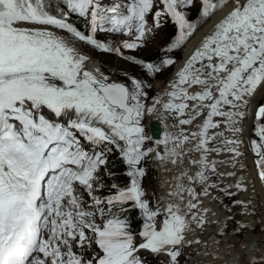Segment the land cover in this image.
Masks as SVG:
<instances>
[{
  "label": "snow or ice",
  "instance_id": "6c2138e0",
  "mask_svg": "<svg viewBox=\"0 0 264 264\" xmlns=\"http://www.w3.org/2000/svg\"><path fill=\"white\" fill-rule=\"evenodd\" d=\"M169 25L155 58L136 55ZM154 169L172 174L164 195L145 186ZM257 183L264 0H0V264H212L264 220Z\"/></svg>",
  "mask_w": 264,
  "mask_h": 264
},
{
  "label": "rangeland",
  "instance_id": "374dc122",
  "mask_svg": "<svg viewBox=\"0 0 264 264\" xmlns=\"http://www.w3.org/2000/svg\"><path fill=\"white\" fill-rule=\"evenodd\" d=\"M195 15H196V12H195V10H193V16H195ZM167 27L169 29L165 28L164 30H162L157 35L156 40L149 47L143 49L140 52H137L136 55L142 56L145 58H149V59L155 58L158 55L159 47L162 45H165L169 41V38L171 36L170 34H172V32H173V29L171 28L170 25ZM100 39H106V37L101 35ZM180 52L177 51L175 53L177 60L180 58ZM91 55L94 57V59H96L98 61V63L103 61L106 64L111 65V66L127 67L126 62H124L123 60H120L119 58H117L114 55L101 54V53H96L94 51L91 52ZM133 70L138 71L137 69H133ZM170 71H172V69H169V72ZM169 72L166 73L165 76L158 77L156 81H153L154 87H153L150 95L156 93V91L159 89V87L163 85V84H160L156 87L157 83L158 84L161 83V81H163L166 78V76L171 74ZM156 88H158V89H156ZM145 122L148 123L146 117L144 118L143 123H145ZM146 131H148L147 127H145V134L147 135ZM248 135H251V132H249ZM148 143L150 145H152L151 141H149ZM249 154H250L251 164H249L248 161H246V163L248 164L249 169L253 170V174H254V165H253V161H252L253 157H252V154L250 152H249ZM145 186L148 188L150 193L152 191H154L157 195H159L158 194L159 193L158 192V189H159L158 173L155 169L150 172L148 178L145 180ZM258 186H259V183H257L256 187H258ZM259 190H261V188L260 189L257 188V191L259 192V194L261 196V192ZM225 203H228V201L226 200ZM239 218L240 217H237V219H239ZM248 219L251 221V224L249 225V228L245 230L244 234H242L240 236L228 235L224 238L223 241H221V244H219V246L217 248V256L220 258L215 259L216 262H215V260H213L212 263L215 262V264H220V259L222 258V256L220 255L221 253H225V255L227 254L226 256H228V255L232 254L233 252H235L236 255L238 256V254L242 251L244 253H247L246 251H248L249 248L251 250H253L249 244L244 245L243 243H240V241L242 242V240H245V237L248 233H251V234L257 236V240L260 242V244L261 245L264 244V220L261 219L260 215L251 216ZM253 225L255 226L254 230L252 229ZM229 245H235V247H229ZM242 245H244L245 247L242 248L241 247ZM221 246H224L225 248L223 249L222 252L219 253ZM256 250H254V251H256ZM262 250H263V247H262ZM257 256H258V254H257ZM261 256H264V254H262ZM235 261H237V260H235ZM234 262L231 264H234ZM228 264H230V263H228ZM235 264H236V262H235Z\"/></svg>",
  "mask_w": 264,
  "mask_h": 264
},
{
  "label": "bare ground",
  "instance_id": "6f19581e",
  "mask_svg": "<svg viewBox=\"0 0 264 264\" xmlns=\"http://www.w3.org/2000/svg\"><path fill=\"white\" fill-rule=\"evenodd\" d=\"M211 27V23H209V24H206L204 27H202L201 29H200V31L195 35V37L187 44V46H186V48L185 49H183V50H181V52H180V58L178 59V61H181L183 58H184V56L186 55V53H188V52H190L193 48H194V46L197 44V42L200 40V38H201V36H203V34L205 33V32H207L208 30H209V28ZM91 66V65H90ZM180 65H179V63L174 67V68H172V71H170V73H172V72H174L175 71V68H178ZM160 84H162V83H157L156 84V87L158 86V85H160ZM163 86L164 85H162V86H160L159 87V89L160 88H163ZM156 89H158V88H156ZM155 115L156 114H153V115H146L145 117L147 118V121H148V123L147 124H149L148 125V133H149V136L150 137H155L156 136V134L157 133H159L160 135H162L163 134V130H162V126L159 124V122H157L156 120H155ZM152 142H153V145H154V139H152ZM186 167H187V165H185ZM156 171H157V173H158V182H159V189H158V194L159 195H164V194H166V192H167V188H168V185L165 183V181L172 175L170 172H163V171H160L159 169H155ZM162 185H163V187H162ZM258 188V187H257ZM258 189H260V188H258ZM260 191V190H259ZM209 231H213V232H215V231H217V229L216 228H210L209 229ZM252 240H256V241H258L257 240V236H255V235H253V234H251V233H248L247 235H246V237H245V240H242V242L240 241V243H243L244 245H246V244H250V242L252 241ZM209 244H210V248L211 247H213L212 245H211V242H209ZM220 244H221V242H220ZM259 248L256 250V251H254V250H251L250 248L248 249V251H246L247 253V255H249V256H257V254H258V257L259 256H261L262 254H264V244H260V242H259ZM262 247H263V250H262ZM225 247L224 246H221V248H220V251H219V253L220 252H222L223 251V249H224ZM262 250V251H261ZM237 252V251H236ZM256 252V253H255ZM229 254V253H228ZM221 256H222V258L220 259V264H228V263H233L235 260H237V258H238V256L236 255V253L235 252H233L232 254H230V255H228V256H226L225 255V253H221L220 254ZM218 258H220V257H218ZM215 262H216V260H215ZM215 262H213L212 264H215ZM236 262V261H235ZM235 262H234V264H235Z\"/></svg>",
  "mask_w": 264,
  "mask_h": 264
},
{
  "label": "trees",
  "instance_id": "16d2710c",
  "mask_svg": "<svg viewBox=\"0 0 264 264\" xmlns=\"http://www.w3.org/2000/svg\"><path fill=\"white\" fill-rule=\"evenodd\" d=\"M170 31V30H169ZM170 34V33H169ZM171 35V34H170ZM114 161H115V170L116 171H118V172H120V170H121V168H122V165L120 164V161L114 156L113 158H112ZM118 178H124L123 176H118Z\"/></svg>",
  "mask_w": 264,
  "mask_h": 264
}]
</instances>
